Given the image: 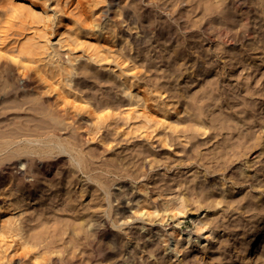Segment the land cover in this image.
Returning <instances> with one entry per match:
<instances>
[{"label":"bare ground","instance_id":"obj_1","mask_svg":"<svg viewBox=\"0 0 264 264\" xmlns=\"http://www.w3.org/2000/svg\"><path fill=\"white\" fill-rule=\"evenodd\" d=\"M38 1L41 2V0ZM46 1L42 0L41 3H36L37 0H0V13H4L3 16H5L2 19L3 22L0 23V45H4L5 50H16L18 56L22 54L25 56L26 61L22 59L21 66H18V68H21V70L18 69V79L21 80L23 87L31 89L36 95L39 103L35 107V111L41 114L42 111H48L50 116L47 115L49 120L36 123L34 128L22 129L18 141L19 145L16 148H11L13 140H4L2 144L4 150H6V156L9 159L16 158L20 166H25L28 158L33 164L37 161L42 163V168L38 173L42 177H47L55 172V166L51 162L56 161L59 163L66 160L67 165L64 172L59 170L58 174L60 173V176L53 174L52 179L60 180L64 176L70 177V180L57 188L52 195V199L59 198L58 189L70 190L71 184H79L78 181L74 182L73 179L81 173L85 175L87 181L94 184L96 189H102L104 196L107 197V217L110 218L112 216L109 213L112 208L111 197L113 194L111 189L114 186H116L114 189H119L117 186H119L120 181L109 180L106 175L95 171L100 169L107 172L106 174L116 173L121 178H130V187L132 189L136 188L137 192L140 191L142 194L140 199L136 201L134 211L128 210L134 215V219L152 222L154 218L160 223L166 221L163 223V225L168 226L165 233L159 234L157 232L150 235L148 239L151 237L160 238L167 246H169V240L172 239L173 247L169 246L170 249L167 250V255H171L170 259L177 258V255L184 248L183 246L191 243L192 239L190 233H182L178 230L182 218L186 214L204 208L215 209L220 205L236 203L235 200L227 201L229 192L226 189V180L222 178L219 183L220 187L223 188L219 196L213 194L212 186L211 189L206 188L204 182L198 181L197 185L191 186L187 184L189 180H180L175 184L176 190L168 187L165 192L158 193L159 197L162 196L163 206L161 211L157 208L154 197L157 193L147 192L146 184H138V179L144 175L142 170H138L145 167L144 162L141 166L133 165L130 167L129 163L125 162L126 158L117 154L109 159H103L100 167H92L91 165L96 163L99 158V150L111 151L113 149L112 142L118 141L117 143H119V141H123L127 143L132 142L134 139L141 141L140 143H145L150 148L163 146L169 148L173 141L177 140L179 144L186 148L184 150L186 155L178 157L179 161L186 164L196 161V156L190 154L189 149L193 138L203 136L207 140L209 137L207 133L215 126L208 125L203 118V116L207 117L212 111L209 105L212 99L210 98L209 102L203 99L205 102L198 108L200 109L198 114L190 113L189 107L191 105L188 104L189 102H185L188 89L186 88V91L182 90L183 88L178 86L177 83L183 74L190 75L197 70L196 63H193L190 67L180 63L181 56L182 59L187 56L188 61L193 60V52L184 50L187 44L184 47L181 45L183 43L177 33L170 34L168 29L159 25L157 35L163 41L168 42L167 46L163 43L160 45L159 53L161 57L159 58H162L160 60H164V52L172 51L173 53V57L168 61L160 76L167 78L169 86L165 89L157 82L149 85L148 80L145 79L147 76L144 75H147L151 66L149 63L137 61L128 53L131 48L134 49L135 44L140 47L145 43V39H140L138 43L131 46L130 40L123 37L120 28L133 29L132 24L136 23L130 24L126 18H120L116 0H106V3L105 0H52L54 5L52 4L51 11L54 10L56 17H52L47 11ZM69 2H71L70 6ZM178 2L182 4L185 0H179ZM226 2L239 16L241 25L244 27L243 36L250 38L253 34L249 29L250 18H253L250 15L252 11H255V13L264 17V0H204V10L214 16L210 18L203 33L206 34L207 39L212 40L213 37H216L221 43L228 46L233 44L230 42L229 37L231 25L228 24V20L230 14L226 15L222 12L226 7ZM65 7L67 8L65 9ZM174 11H177V9ZM172 18L173 16H171ZM125 22L127 23L124 24ZM253 23L257 24V18H253ZM59 27H62V30H58ZM22 30L30 31L28 32L30 35L24 33L25 36L21 40L15 38L22 36ZM17 31L21 34H16ZM10 32H13V34ZM54 33L55 42L52 43L50 35ZM13 36H15L14 39ZM182 50L187 52L183 54ZM14 57L12 59H16L15 55ZM196 57L198 59V55ZM23 61L29 66L30 64L33 65L34 77L28 74L26 70L29 66L24 65ZM190 68L192 69L189 71ZM116 91L120 93L118 97ZM212 92L214 91L212 90ZM218 98H221L217 99V102L221 105L223 99L222 97ZM249 107L244 105L242 109L249 111ZM187 115L189 118L193 117L190 119L187 117V119L185 118ZM186 121L192 124L185 125ZM221 122L219 128H216L217 135L220 134L222 129L234 132L232 125L223 123V120ZM242 127L243 125L236 123L235 129L240 130ZM251 136L253 134H243L246 142L252 140ZM183 137L184 140H182ZM254 139L253 143L248 144L246 151L242 150L246 142L239 141L227 146L217 156L212 155L213 165L206 168L205 176L225 172L230 164L239 159L245 158L246 162L250 164L251 160L249 159L256 153V149L259 147L264 149L261 139H258V137ZM94 141L97 142L96 146L88 148L93 145ZM202 145L198 143L195 150ZM141 146V153L149 152V148L146 149L143 144ZM172 152L177 153L175 149ZM167 158L171 159L170 156ZM201 159H206V156L202 155ZM118 161L121 162L117 163ZM132 167H135V169L133 170ZM249 168L250 165L247 169L242 170L243 178H233L231 184L243 183L247 177L250 181H257V172L252 171L251 173ZM64 177L57 183L65 181ZM194 180L196 179L194 178ZM22 181L24 180H20V183ZM51 183L49 184L51 185ZM136 183L138 185L135 187ZM258 185L257 183H251V187L254 189L258 188ZM187 189L189 191L195 190V192L186 194L184 191ZM18 191L20 193L18 192L19 194L15 197L14 192L4 193L6 196L3 195V197H7V199L0 206V264H30L31 261L37 260L41 256L37 251H34L37 244L29 242L22 235L24 226H22L23 218L20 217L21 214L18 216H15L14 213L6 214L9 213V209L15 211L23 207L28 201L36 199L33 191L27 188L21 187ZM84 191L81 190L80 197L85 195ZM223 192L226 193L222 194ZM0 193L2 192L0 191ZM3 197L1 198L3 199ZM248 202L249 200L246 199L247 204ZM190 203L195 204L193 209L188 208ZM127 204H129V201H127ZM263 205L262 202L260 205L251 203L244 208L243 212L258 213L259 208ZM88 208L89 206L84 207V211ZM232 210L234 208L230 209V211ZM60 212L75 213V210L67 206L62 208ZM49 214L40 216L41 228L42 231L46 232V235L39 239L43 242L46 238H51L47 241L49 245L57 242V236L65 234L67 231L69 236L77 242L79 240L78 233L83 231L88 222L87 219L91 215L82 212L80 221L71 218V225L65 224L67 222L64 219H59L53 226H49L51 228V233H49L46 229ZM76 215L79 217L80 211ZM59 216L63 215L60 214ZM129 218L131 216L125 217L122 221L120 219L115 221L111 218L110 222L112 227L125 226L122 231L125 235H128L130 233ZM208 225L213 229L216 223L213 220L207 222L198 220L197 224L194 225L193 235L196 236V241H200L199 238L204 233V229L211 230ZM258 230L261 238L254 243L251 240L252 250L246 252L245 256L247 262L251 264H264V224L260 225ZM218 235L219 231L214 230L206 236V239L213 242ZM128 242L127 244H129ZM248 248L249 245L239 246V254H244ZM100 257L101 253L96 252L95 249L92 260L97 261ZM110 258L115 257L111 254ZM50 260L51 262L47 263L42 261L37 263L72 264L71 261H66L64 257L50 258ZM99 262L101 261L97 263Z\"/></svg>","mask_w":264,"mask_h":264},{"label":"rangeland","instance_id":"obj_2","mask_svg":"<svg viewBox=\"0 0 264 264\" xmlns=\"http://www.w3.org/2000/svg\"><path fill=\"white\" fill-rule=\"evenodd\" d=\"M116 1L118 2L120 18H126L130 24L136 23L132 24L134 26L133 29L120 28L122 35H124L123 37L130 40L131 46L138 43V40L145 39V43L140 47L135 44L134 49L131 48L130 51H126H129V56L137 61L149 63L151 69L148 70L147 75H144L147 76L145 79L148 80L149 85L157 82L165 89L169 86L167 78L160 76L168 61L173 57V53L172 51L164 52V60H160L162 59L159 58L161 57L159 53L160 45L163 43L167 46L168 42L163 41L157 35L159 25L168 29L170 34L177 33L178 37L181 38L183 47L187 44L186 48L183 49L193 52V60L188 61L187 56L184 59L181 56L180 63L185 64L186 67L196 63L197 70L190 75L183 74L177 83L178 86L183 88L182 90L186 91V88L188 89L185 102H189L188 104L191 105L189 107L190 113L198 114L200 111L198 108L205 102L203 99L206 101L210 98L212 99L210 102L208 101L212 111L207 117L203 116V118L208 125H214L215 128L210 129V132L207 133V136H209L207 140L203 136H195L193 138L189 148L191 153H189L196 156V161L191 162V164L179 161L178 157L186 155L184 152L186 148L179 144L177 140H174L169 148L167 146L150 148L145 143H140L141 141L134 139L132 142L127 143L123 141H119V143H117L118 141L112 142L113 149L111 151L99 150V158L91 166L100 167L103 159H109L117 154L121 155L120 157H125V162H128L130 167L133 165L141 166L142 162H144L145 165H143L145 167L138 170H142L144 173L138 179V184H146L147 192L157 193L154 197L157 202V208L160 210L163 206L162 196L159 197L158 193L165 192L168 187L176 190L175 184L180 180H189L187 184L191 186L197 185L198 181L204 182L206 188L211 189L213 187V194L219 196L223 189L219 183L223 178V180H226V189L229 192L227 201L235 200L236 203L220 205L215 209L204 208L186 214L182 218L178 230L182 233H190V237H192L191 243L183 246L184 248L179 253L180 255H177L178 259H170L171 255H167V250L173 247L172 239L169 240L170 247L163 243L160 238L151 237L148 239L150 235L157 232L159 234L165 233V229L168 226L163 225V223L166 221L160 223L154 218L152 222L149 220L141 221L134 219V215L131 213V211H134L136 201L140 199L142 192H137L136 188L132 189L130 187V178V180L121 178L116 173L106 174L107 172L100 169L95 171L106 175L109 180L120 181L119 186H117L119 189H114L116 186L111 189L113 192L111 197L112 208L109 214L110 216L112 215L111 218L115 221L119 219L122 221L125 217L131 216L128 219V223L130 222V233L128 235H125L122 231L125 226L120 228L112 227L111 218L107 217V197L104 196L102 189H96L94 184L87 181L85 175L81 173L73 179L74 182L78 181L79 184H71L70 190L64 188L65 184L63 186L64 190L62 188L58 189L59 198L52 199V195L57 188L70 180V177L63 176L65 181L57 183L63 177L60 180L52 179L53 174L60 176V173L58 174L59 170L64 172L67 165L66 160H62L59 163L56 161L51 162L55 166V172L47 177H42L38 174L42 168V163L37 161V163L33 164L28 158L26 165L20 166L16 158L9 159L6 156V150H4L5 148L2 144L4 140H13L11 148H16L19 145L18 141L22 134V129L34 128L36 123H43L42 121L49 120L50 116L48 111H42V114L35 111V107L39 103L36 95L31 89L23 87L21 80L18 79V69L21 70L18 66L22 59L26 61L25 56L23 54L18 56L16 50H5V46L0 45V52H2L0 54V191L2 192L0 193V206L7 199V197H3L4 193L14 192L15 197L20 193L18 189L21 187L27 188L35 194V200L28 201L23 207L15 211H10L9 209V213H6H14L15 216L21 214L20 217L23 218L22 226H24L22 235L29 242L37 244L34 251H37L41 256L39 259L31 261L33 264H39L37 262L41 261L51 262L50 258L57 259L60 257H64L66 261H71L72 264H251L247 262L245 256L246 252L252 250L253 246H250L251 240L254 243L261 238L259 237L260 231L258 229L260 225L264 224V205L259 208L258 213L252 211L244 213L243 211L251 203L253 205L264 203V153H262L264 149L260 147L256 149V153L249 159L251 160L250 164L243 158L230 164L225 172L211 174L206 177L205 171L207 167L213 165L212 155L217 156L220 151L233 143L246 142L243 134H253L251 136L252 140L247 141L245 147H243L242 150L244 151L247 150L248 144L255 141V137L261 139L264 144V17L252 11L250 17L257 18V24L253 23V18H250L249 29L253 34H251L250 38H246L242 33L244 27L241 25L239 16L226 2V7L222 12L226 13V15L230 14L228 20V24L231 25L229 37L230 42L233 44L227 46L216 37H213L212 40L207 39L206 34L203 33L210 18L214 16L204 10V0H185L182 4H179V0ZM38 2L41 3L42 0L41 2L37 0L36 3ZM104 2L106 3V0ZM46 4L48 5L47 11L49 14L52 17H56L54 10L51 11L54 5L52 0H47ZM70 4L71 2H69V6ZM175 9L177 11H174ZM3 15L4 13L2 14L1 12L0 20L4 19L3 17L5 16ZM171 16H173L172 19ZM142 17L144 18L141 19ZM2 22L3 20L0 23ZM58 30H62V27H59ZM22 31V36H13V39L15 37L21 40L25 34L28 35V32H30ZM13 32L10 33L13 34ZM15 33L21 34L19 31ZM50 38L51 42L54 43L55 33L51 34ZM139 48L141 49L139 50ZM184 50H182L183 54L187 52ZM14 55L16 59H12L15 58ZM17 60L20 61L18 62ZM22 63L29 66L24 61ZM32 67L33 65L30 64L26 71L31 77H34ZM117 94L118 97L119 91ZM218 97H222L224 100H222L221 105L217 102V99H221ZM244 105L250 106L248 108L249 111L242 109ZM187 117L189 118L188 115L185 118ZM222 120L223 123L232 125L234 132L222 129L220 134L217 135V129ZM188 122L186 121L184 124H192ZM236 123L243 125V127L240 130L235 129ZM189 136L191 135L189 134ZM182 140H184V137ZM96 143L94 141L93 145L88 148L95 147ZM198 143L203 145L195 150V146ZM141 144L146 149L149 148L148 153H141ZM173 149L177 153L172 152ZM202 155L206 156V159H201ZM168 156L171 159H168ZM119 162L121 161L117 163ZM248 165H250L249 170L251 173L252 171L257 172V181H250L247 177L245 182L232 185L233 178H243L242 170L247 169ZM132 169L134 170L135 167H132ZM22 179L24 181L20 183ZM48 182H52L51 185ZM251 183L259 184L258 188L254 189L251 187ZM138 184L136 183L134 186L136 187ZM81 190H85V195L82 197H80ZM184 192L191 194L195 190L189 191L187 189ZM225 193L223 192L222 194ZM163 194L165 195V193ZM246 199L249 200L248 204ZM127 201H129V204H127ZM194 205V203H190L188 208L193 209ZM67 206L75 210V213L60 212L62 208ZM86 206H89V208L84 211ZM231 208H234V210L230 211ZM128 209H131V211ZM79 211L80 215L78 217L76 214ZM82 212L91 215L87 219L88 222L84 226L83 231L79 232L80 234L78 233L79 240L77 242L69 236L68 231L65 234L58 235L57 242L54 244L49 245L47 243L51 238H46L43 242L39 240L46 235V232L42 231L41 228L40 216L50 213L46 229L51 233L49 226H53L57 220L64 219L67 222L65 224L71 225V218H76L77 221H80ZM60 214L63 216H59ZM198 220L205 222L213 220L216 223L213 229L208 225L209 229H211L210 231L208 229L203 230L204 233L200 236L199 242L196 241L197 238L193 235L194 225L197 224ZM63 226L65 225L63 224ZM214 230H218L219 235L211 242L206 239V236ZM246 245H249V248L244 254H239L238 247ZM95 249L96 252L99 251L101 253V257L97 261L92 260ZM111 254L115 258L111 259ZM98 261L101 262L97 263Z\"/></svg>","mask_w":264,"mask_h":264}]
</instances>
